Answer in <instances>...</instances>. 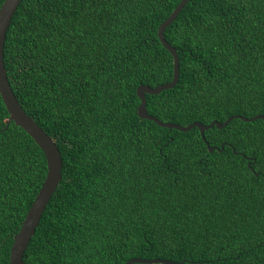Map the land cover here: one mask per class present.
Masks as SVG:
<instances>
[{"label":"trees","instance_id":"1","mask_svg":"<svg viewBox=\"0 0 264 264\" xmlns=\"http://www.w3.org/2000/svg\"><path fill=\"white\" fill-rule=\"evenodd\" d=\"M180 2L19 5L4 48L8 79L63 161L26 264H264V120L236 118L204 140L198 128H163L137 112L140 85L173 79L158 28ZM165 38L180 79L146 95L151 115L180 126L264 116V0H189ZM8 119L0 95V264H11L47 175L44 152Z\"/></svg>","mask_w":264,"mask_h":264},{"label":"water","instance_id":"2","mask_svg":"<svg viewBox=\"0 0 264 264\" xmlns=\"http://www.w3.org/2000/svg\"><path fill=\"white\" fill-rule=\"evenodd\" d=\"M22 0H5L0 7V95L7 108L9 119L7 126L13 122L15 125L21 127L41 148L44 152L47 161V175L45 181L36 196L33 204L31 205L19 232L14 236V243L11 248L10 263L11 264H26L24 261V254L28 248V245L32 237L36 233V229L42 219V216L55 194L61 180H62V168L63 161L61 152L57 144L53 139L40 127L35 120L29 116L23 107L20 105L12 86L9 82L7 70L4 61V48L7 38V33L11 24V21L21 4ZM189 2V0H181L179 5L174 9L172 14L159 26L158 37L162 45L172 54L174 58L173 79L171 82L159 85L155 88L148 85H140L137 88V95L140 99V105L138 107V115L142 119L154 121L160 127L177 129L182 132H189L194 128L200 130L202 138L205 140V131L217 127L218 129L225 128L233 119L239 118L246 122H252L257 119H263V115H257L252 118H246L241 115H234L228 118L224 123L217 120L212 121L209 125H205L201 122H194L188 126H180L171 122H163L157 117L151 115L147 109L146 95H158L165 90L174 88L180 79V58L176 48H174L165 38V30L167 27L178 17L182 9ZM210 152H214L217 147H212L206 141ZM222 148L220 151H222ZM255 163V161H253ZM254 171V170H253ZM257 175L259 173H256ZM182 264L179 262H173L166 259L155 258L146 259L141 257H135L126 262V264Z\"/></svg>","mask_w":264,"mask_h":264}]
</instances>
